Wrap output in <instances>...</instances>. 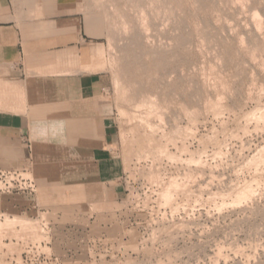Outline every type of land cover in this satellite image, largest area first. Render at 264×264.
Instances as JSON below:
<instances>
[{"label": "rangeland", "instance_id": "obj_1", "mask_svg": "<svg viewBox=\"0 0 264 264\" xmlns=\"http://www.w3.org/2000/svg\"><path fill=\"white\" fill-rule=\"evenodd\" d=\"M75 2L115 135L96 166L0 158L35 184L0 191V264H264V0ZM94 169L119 198L41 196Z\"/></svg>", "mask_w": 264, "mask_h": 264}, {"label": "crops", "instance_id": "obj_2", "mask_svg": "<svg viewBox=\"0 0 264 264\" xmlns=\"http://www.w3.org/2000/svg\"><path fill=\"white\" fill-rule=\"evenodd\" d=\"M75 3L0 0L3 160L14 157L13 160L24 159L25 165L34 164L37 156L51 150L63 154L62 162L76 159L78 164L68 167L80 169L82 161L87 160L90 166H96L99 152L112 143L115 124L98 100L105 77L95 62L100 42L87 32L82 13L74 9ZM92 175L95 179H88V174L61 181L65 188L57 192L43 188L41 196H48V201L119 198L117 187L110 192L98 191L96 169ZM50 183L42 182L44 186ZM77 183H83V189L72 186ZM77 203L91 204H74Z\"/></svg>", "mask_w": 264, "mask_h": 264}, {"label": "built area", "instance_id": "obj_3", "mask_svg": "<svg viewBox=\"0 0 264 264\" xmlns=\"http://www.w3.org/2000/svg\"><path fill=\"white\" fill-rule=\"evenodd\" d=\"M0 191H6L7 193L20 191L22 194L30 196L35 192V184L30 178L24 179L17 168H0ZM89 243L93 247L94 242Z\"/></svg>", "mask_w": 264, "mask_h": 264}, {"label": "bare ground", "instance_id": "obj_4", "mask_svg": "<svg viewBox=\"0 0 264 264\" xmlns=\"http://www.w3.org/2000/svg\"><path fill=\"white\" fill-rule=\"evenodd\" d=\"M143 11V10H142ZM140 19V20H139ZM131 16L123 17L120 21V28L125 36H127L129 30L131 29V35L128 37L130 40H134L141 36L143 33H147L148 26L150 23H145L141 18L136 19L134 24H131ZM134 29V30H133Z\"/></svg>", "mask_w": 264, "mask_h": 264}]
</instances>
